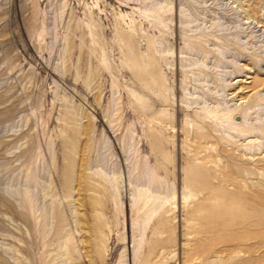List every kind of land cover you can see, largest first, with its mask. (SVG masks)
I'll return each mask as SVG.
<instances>
[{"label":"rangeland","instance_id":"obj_1","mask_svg":"<svg viewBox=\"0 0 264 264\" xmlns=\"http://www.w3.org/2000/svg\"><path fill=\"white\" fill-rule=\"evenodd\" d=\"M254 125L264 0H0V264H264V225L246 224L264 181L246 170L264 159ZM138 158L169 201L134 259ZM29 165L54 207L42 224L2 190L23 189Z\"/></svg>","mask_w":264,"mask_h":264},{"label":"bare ground","instance_id":"obj_2","mask_svg":"<svg viewBox=\"0 0 264 264\" xmlns=\"http://www.w3.org/2000/svg\"><path fill=\"white\" fill-rule=\"evenodd\" d=\"M253 102H254L253 103L254 105L253 104L252 105L254 107L261 105V102L259 103V101H257V102L253 101ZM256 124H257V122H256ZM257 129L261 133L258 132ZM246 130L248 132V134H247L246 131H245V133L247 135L255 133V136H253L255 138H259L260 136L264 137V127L263 126H260V127L257 126L256 127V125H254V126L249 127ZM240 133H241L240 135H243L242 133H244V132H240ZM259 133H260V136L257 135ZM240 135H239V137H240ZM246 137H248V136H246ZM256 141L257 140L255 139V141H253V142H256ZM252 143H250L249 146L252 149L255 148L254 149L255 152L253 154V156L255 157L259 153L258 149H259L260 144H258L257 142L256 143L258 145H256V143H254V144H252ZM252 149H250V150H252ZM123 150L126 153L125 146H123ZM224 151L225 150H223L222 154H225ZM135 152H137V151H134V155H135ZM226 154H225V156H226ZM135 156H134V158H135ZM137 156H138V153H137ZM230 157H231V155H230ZM232 158H234V157H232ZM260 158L261 157H259V159H256L254 161L251 160V159H247L246 163L250 164V166H251L250 168L249 167L246 168V170H247L249 175L255 176L257 174V169L253 168L255 162H258V164H257L258 166L257 167L259 169H264V159H260ZM133 161L134 160L132 159V162ZM139 161L140 160L138 158V160H136V163L134 164V169L136 171L137 169L139 170V168H141L140 169V173L135 175V179H130V185H132V183L136 184L135 185L136 189L131 192V200L129 201V203L131 205V209H132V211L135 214V217H133V221H132V225H131L132 226V233H133V242H134V245L132 247L134 259L137 256L138 246H139V242H138V240L136 238L137 237V233L139 231L144 232V230L146 229V227L149 224L150 220L155 215L156 211H158L159 208L164 207L165 204L169 201V198L167 196H163V194H162L163 193V189H162L163 185H162V183H161L162 186L159 184V187H158L159 189L155 188V185H157V184H155V182L158 183V181L153 179L154 176H153L152 173L151 174H152L153 177H151V174L149 175V173L146 171V168H148V170H149V169H151V167H146V166H143V165H140V167H139V165H138ZM233 161H234V159H233ZM114 167L116 169V166H114ZM37 169H38V167H37ZM151 171H154V170H151ZM96 174L100 175L102 186L106 190H108L109 186H107V185H109V183H110V181L108 179L109 177L107 178L105 176V174H103V172H101V171L96 172ZM230 174L231 175L232 174L241 175V172H240L239 168L232 167L231 170H230ZM106 175H107V172H106ZM142 175L144 177L148 176V177H151V178L150 179L148 178L143 183H141L142 182L141 181V176ZM112 176H113V174H112ZM119 176L120 175H118V173L115 170L113 181H112V187L110 185V188L112 190H114V191H117V192H119L121 190L120 189L121 186L119 185V183H120L119 180L121 178L119 179ZM36 177H37L36 168L34 169V168L30 167V165H29V168H27L26 173H25L23 189L17 190V189H12V188H10L8 186V187H2V190L6 194H9L13 198H15L17 207H23L24 203H28V210L30 211L29 214L33 215L32 217H34V219L39 224H42V222L44 220H46V218H48V217L52 220V217L54 216L53 215L54 207H50V209H49V206H47V204L45 203V199H46L45 197L47 195H49V191H48V189L43 188V187L40 186L39 182L35 180ZM38 178H39V176H38ZM143 179L144 178L142 177V180ZM32 183L34 184L33 186L31 185ZM38 188H39V193L37 192ZM247 189L248 190L245 192V196L247 198V205L246 206H247V210L249 212H248L247 217H246L247 221H248V222L246 221L247 222L246 224L249 227H256L257 228L260 225H264V181H261L258 184L253 182V183L248 185ZM174 195H175V193H174ZM193 195H195V194H193L191 191H189L188 193H184V197L183 198L185 200H188ZM67 196H69V194H67ZM38 211H40L39 214H37ZM51 220L47 224H45V226L46 225H47V227L48 226L49 227L52 226L53 225V223H52L53 221H51ZM47 237H48V234L46 232H44V238L46 239ZM68 237L69 236L59 238L60 239L59 240V244H57V249H56V257L61 255L60 258H65V260H67V261H68V258L72 260V258L70 257V252H71L70 243H71V239L68 238ZM56 257L53 259L54 262H56ZM124 258H125V254L123 253L121 255L120 264H125Z\"/></svg>","mask_w":264,"mask_h":264}]
</instances>
